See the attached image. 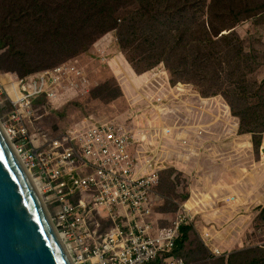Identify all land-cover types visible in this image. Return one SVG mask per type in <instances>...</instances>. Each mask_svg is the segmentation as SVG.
<instances>
[{
	"label": "rangeland",
	"instance_id": "1",
	"mask_svg": "<svg viewBox=\"0 0 264 264\" xmlns=\"http://www.w3.org/2000/svg\"><path fill=\"white\" fill-rule=\"evenodd\" d=\"M217 1L232 5L241 19L249 18L238 28L247 65L234 68L230 62L219 63L208 56L209 51L202 43L196 41L189 47L184 44L172 47L166 29L157 32L158 41L153 42L147 35L136 33V40L127 43L133 37V31L126 25H136L138 33L150 31L152 17L140 8L139 0H0V43H4L0 47V81L8 90L9 82L20 76L44 72L78 59L74 65L82 71L81 78L87 81L85 88L73 91V95L69 94L55 109L43 108L47 103L43 98L35 100L37 119L31 131L53 137L76 122L90 119L115 123L119 132L138 135L143 143L133 142L129 146L128 153L132 158L138 155L139 146L147 145L149 156L156 155L166 166L173 163L176 170L172 173L173 179L169 174L165 175L158 188L160 201L152 219L160 227L170 225L176 217L180 204L189 194L192 178H201L203 172L214 177L215 162L224 166V155L216 158L212 150L223 153L219 149L231 146L249 152L251 160L248 161L260 167L258 179L263 182L257 184L255 191H251L253 186H248L246 194L254 192L258 202L249 201L238 206L233 201L222 202L214 208L213 218L207 217V221L203 216L211 207L201 208L204 214L198 215L197 223L193 222L186 255L180 256L187 264H250L264 259V228H259L260 224L264 226V158H261L264 129L251 114L256 111L254 104L264 113V89L260 100L255 99V90L264 82V8L261 7L264 0ZM174 2L169 0L167 6L170 9L162 17L166 23L168 19L173 21L177 12V16H183L178 17L177 22L186 21L190 25H186L188 31H210L217 35L220 33L218 27L224 28L218 15L213 19L211 15L208 21L197 18L196 24L190 17H185L189 8H173ZM213 9L218 11L214 6ZM131 16L135 18L134 23L129 21ZM213 25L217 30H212ZM180 27L181 24L178 31ZM101 50L104 53H100ZM165 50L166 55L161 54ZM141 60L144 62L139 63ZM152 65H155L153 70H146ZM165 65L171 72L177 71L179 83L172 82V74ZM73 80H63L59 92H64L63 87ZM241 86L247 87L249 95L242 97L241 93H235L237 90L233 89ZM203 93L217 95L205 97ZM215 106L218 110L211 111ZM224 107L230 116L226 127L219 124L209 130L205 123L207 118L215 121ZM5 111L9 112V109ZM207 111L214 114L206 117ZM0 121L4 126L8 119L0 113ZM214 131L222 137L229 134L233 143L213 139ZM178 132L182 133L181 140L186 137V132H192L196 137L187 149L193 153L189 154H195L191 165H180L178 156L183 159L187 146L179 141ZM258 141H262L260 147ZM187 176H190V182ZM90 196L88 191H81L73 199L88 200ZM229 206L236 212L230 222L224 219ZM216 211L219 214H215ZM107 218V213L102 210L100 220ZM216 248L221 249L223 255H213Z\"/></svg>",
	"mask_w": 264,
	"mask_h": 264
},
{
	"label": "built area",
	"instance_id": "2",
	"mask_svg": "<svg viewBox=\"0 0 264 264\" xmlns=\"http://www.w3.org/2000/svg\"><path fill=\"white\" fill-rule=\"evenodd\" d=\"M75 61L79 60L10 81L8 90L0 81V113L8 119L4 126L0 122L40 189L39 196L67 255L73 264H187L174 252L182 228L197 223L204 212L192 204V196L180 204L170 225L156 224L152 216L160 201L157 186L166 164L156 155L149 156L147 145L139 146L138 155L131 157L129 146L142 142L138 135L119 132L115 123L90 119L53 137L31 131L37 119L35 100L43 98L47 101L43 108L55 109L73 91L85 88L87 81L81 78ZM66 79L78 82L73 80L60 93L59 86ZM180 137L187 146L185 155L191 153L187 150L192 144L189 137ZM81 191H88L90 198L73 199ZM229 196L225 203L238 201ZM102 210L108 215L104 221L100 220ZM213 255H223V251L216 248Z\"/></svg>",
	"mask_w": 264,
	"mask_h": 264
},
{
	"label": "water",
	"instance_id": "3",
	"mask_svg": "<svg viewBox=\"0 0 264 264\" xmlns=\"http://www.w3.org/2000/svg\"><path fill=\"white\" fill-rule=\"evenodd\" d=\"M0 264H73L1 122Z\"/></svg>",
	"mask_w": 264,
	"mask_h": 264
},
{
	"label": "trees",
	"instance_id": "4",
	"mask_svg": "<svg viewBox=\"0 0 264 264\" xmlns=\"http://www.w3.org/2000/svg\"><path fill=\"white\" fill-rule=\"evenodd\" d=\"M168 2L169 0H139L140 8H142L144 11L147 12V14H149L152 17V19L149 20L150 31L138 33V30H137L138 28L136 25H129V24L126 25L128 29L133 31V37H131V40H129L127 43H132L134 40H136L135 35L137 34L147 35L149 38H152L151 40H153V42L158 41V37H156L157 32L160 30L166 29L169 34L167 36V39L169 43H172V47L175 44L177 45L184 44L185 47H189L192 43L196 41L197 43H202L203 45L202 47L205 48L206 51H209L208 56H210L211 59L217 60L219 63L230 62L231 64H233L234 68H236V66L247 65L245 63L246 61L243 58V55L245 54L242 44H241L243 43V38H242V35L238 31V28L241 27V24H244L245 21L249 19L247 16L241 19L240 15L238 13H235L236 10L232 5H230L229 3H227L226 5H222L217 0H175L173 8L174 7L175 8L177 7L178 8H185V7L189 8L187 9L185 17H190L193 21L196 22V24H197V18L198 19L204 18L205 20L208 21L211 15H212L211 19L215 18L216 15H218L219 18H222V22L224 24V28H220L216 25L220 32L217 35H214L210 31L203 32L200 30L196 31L194 29H191L188 31L186 29V25L188 26L190 25L186 21L179 22L181 24V27L179 28V31H178V26L180 24L177 22L178 21L177 18L178 17L183 18V16H177L176 15L177 12H176L174 15L175 18H172L173 21L169 22V19H168L167 23L162 18L164 13L166 14V12L170 9V6H167ZM102 5L104 6L105 4H102ZM213 6L216 7V9H218L217 12L213 9ZM261 7L264 8V3L262 4ZM127 19H129V17H127ZM129 21L134 23L135 22L134 16H131ZM155 26H156V29H155ZM211 28L212 30H217V28L214 25L213 27L211 26ZM183 29L187 31L182 33V31H184ZM107 33L109 34V32ZM200 36H203V39ZM3 46H4V43L1 42L0 47H3ZM152 46L154 48H157V45L153 43H152ZM166 53L167 51L165 50L161 54L166 55ZM163 55H161L162 59L164 57ZM143 62L144 60H141L139 63H143ZM154 66L155 65L147 66L146 70L151 71L154 69L153 68ZM168 66L170 69H172L169 64ZM165 67L166 69H169L167 65H165ZM170 69L169 71L172 74L171 76L173 77L172 82L174 84L179 83L180 80L177 78V75H178L177 71L173 70L174 72H171ZM25 76H20L18 79H22ZM263 89H264V82L261 84L260 89L257 88V90H255V94H256L255 99L260 100V97H261L260 93H261V90ZM233 90L234 91L237 90L235 93H241L242 97L245 95H249L246 93L248 89L245 86H241L240 88H234ZM203 95L205 97H215L217 94L206 95L203 93ZM262 100L264 101V96L262 97ZM254 106L256 108V111L251 112L252 118L257 120L258 123L260 124V127L264 129V113L262 112V109L260 106H259V109L256 104H254ZM260 142L262 141H258L257 143L259 147H260ZM173 165H174L173 163L168 164L166 166V169L161 173L160 179H159L160 181L157 186V191L165 175L169 174L170 176H172V173L173 174L175 173L176 170L173 167ZM177 174H178V171H177ZM173 177L174 176H172V179ZM190 179H191L190 176H187V180L189 182H190ZM192 179L194 180V178ZM196 180L198 179L196 178ZM191 183H189V186L191 187L187 191L189 192V194L187 195L186 199H184L183 203L187 202L192 197V186H193L192 180H191ZM261 214H259L260 222H261ZM260 227L264 228L262 224H260L259 228ZM192 230H193L192 226H184L182 228V237L177 244V248L175 249V252H174L175 255H180V254L181 255L183 254V256L186 255L185 251H186L187 243L190 240V234ZM250 264H264V259L261 258L258 260H254Z\"/></svg>",
	"mask_w": 264,
	"mask_h": 264
},
{
	"label": "crops",
	"instance_id": "5",
	"mask_svg": "<svg viewBox=\"0 0 264 264\" xmlns=\"http://www.w3.org/2000/svg\"><path fill=\"white\" fill-rule=\"evenodd\" d=\"M160 109H162V111H164V107L160 106ZM215 109L218 110L217 107L215 106V108L211 109V111H214ZM222 110H223V113L217 112L218 116H217V118H215V121H213V119L207 118L208 121H206L205 123H207L206 127L209 130H212L213 127L216 128L219 124L226 127V124L230 118V116H228L229 111L226 108L222 109ZM212 114H214V112L211 113V112L207 111L204 115L207 117V116H210ZM196 129H198V128H196ZM199 130L195 131V133H196L195 135H197V132ZM183 132H185V131H183ZM178 134H180V136H182V133H178ZM213 134H215V136H213V139L218 138V140H217L218 142L224 141V142H228L229 144L233 143L232 139H230L229 134L225 133L223 135V137H222L221 133H217L215 131L213 132ZM187 137H189L192 144H193V142H195L196 137L192 135V132L189 134L187 132L186 137H184V140ZM209 141L212 142V140H209ZM213 141H215V140H213ZM194 150L196 151L195 148H194ZM219 150H221L223 153H221L217 150L216 154L221 155V157H223V155H224V160H225L224 164H223L224 166L221 167L220 165H218L217 162H215V164H214L215 170H213L215 172L214 177H210L208 175V172H203L204 175L201 176V178L195 176L198 180L192 179V182H193V186H192V196L193 197L191 198L192 204L194 206H197L198 210H200L201 208H208V205L212 206L213 208L216 209L217 207L220 206V204L222 202H224L226 197L229 195H230L229 197H231L232 195H235L238 200L240 199L239 202L234 203V205H237V206L240 204L242 205V204L248 203L249 201L258 202L259 199L256 198L257 195L254 192L246 194V192L248 191L247 188H249L248 186H253V187H251V189H252L251 191H253V190L255 191V189L258 190L257 184L263 182L262 180L258 179L259 176L261 175V171L259 170L260 167L256 163H251L250 161H248V160H251L249 157V155H250L249 152L244 151V150L233 149V147H231V146L228 149H219ZM213 152L215 153V151H213ZM185 156H188V157H185ZM185 156L183 157L182 160L179 161L181 163L180 165L186 164V160H187V164H189V165L194 163L193 157L195 156V154L189 155L188 153H186ZM235 157H237V158H235ZM262 157H264L263 153L261 155V158ZM228 159H231V160H228ZM221 169H223V170H221ZM205 197H207V199H205ZM210 200H214L212 205L209 204ZM206 202L208 204H206ZM226 204H229V203H226ZM230 207L231 206H229V208H228L229 212L226 214V216L224 218L228 222H230L236 216V212L231 211ZM223 208L218 209V211L222 210ZM225 210L226 209L224 208V211ZM241 213H244V212L242 211ZM213 216H214L213 211H209V213H207L206 216H203V217L206 220L207 217H210L212 219ZM239 218H241V216ZM242 220H240V221H242ZM244 226H245V224L242 227H244ZM245 229H247V227ZM245 229L243 228V230H245ZM206 239H208V238H206ZM206 244L208 245L209 241H207Z\"/></svg>",
	"mask_w": 264,
	"mask_h": 264
},
{
	"label": "bare ground",
	"instance_id": "6",
	"mask_svg": "<svg viewBox=\"0 0 264 264\" xmlns=\"http://www.w3.org/2000/svg\"><path fill=\"white\" fill-rule=\"evenodd\" d=\"M246 144L248 145V142H246ZM36 187V186H35ZM36 190H37V192L39 191L40 192V189H38L37 187H36ZM39 192H38V194H39ZM240 201V199L237 201V202H239ZM59 239H60V241H61V238L59 237ZM62 243V242H61ZM63 245V244H62Z\"/></svg>",
	"mask_w": 264,
	"mask_h": 264
}]
</instances>
